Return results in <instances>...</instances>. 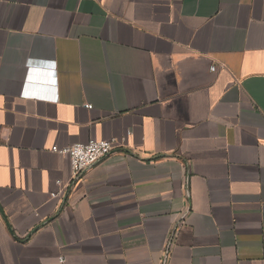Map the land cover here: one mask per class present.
Segmentation results:
<instances>
[{"label": "crops", "instance_id": "0c3cea01", "mask_svg": "<svg viewBox=\"0 0 264 264\" xmlns=\"http://www.w3.org/2000/svg\"><path fill=\"white\" fill-rule=\"evenodd\" d=\"M0 264H264V0H0Z\"/></svg>", "mask_w": 264, "mask_h": 264}, {"label": "built area", "instance_id": "2783aa9c", "mask_svg": "<svg viewBox=\"0 0 264 264\" xmlns=\"http://www.w3.org/2000/svg\"><path fill=\"white\" fill-rule=\"evenodd\" d=\"M211 70L213 72L217 71V66L213 65ZM87 107L90 109L92 108L91 105H87ZM120 144L121 142L117 141L116 139L92 140L88 143H77L70 147L64 148L54 146L51 150L54 153L69 157L73 177L77 178L79 175L87 171L92 165L110 156L116 149L120 147ZM51 196L53 198H57L60 196V194L53 192ZM66 196H68L67 193L64 196V199Z\"/></svg>", "mask_w": 264, "mask_h": 264}, {"label": "water", "instance_id": "95a60500", "mask_svg": "<svg viewBox=\"0 0 264 264\" xmlns=\"http://www.w3.org/2000/svg\"><path fill=\"white\" fill-rule=\"evenodd\" d=\"M34 80H35V79H34ZM35 82H37V80H35ZM66 199H67V196L65 197V199H64V201H63V204L65 203Z\"/></svg>", "mask_w": 264, "mask_h": 264}]
</instances>
